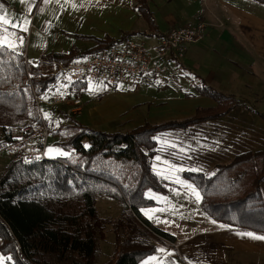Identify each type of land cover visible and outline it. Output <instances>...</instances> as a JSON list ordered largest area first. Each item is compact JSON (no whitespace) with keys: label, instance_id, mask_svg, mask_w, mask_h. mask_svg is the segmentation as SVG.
Returning <instances> with one entry per match:
<instances>
[{"label":"trees","instance_id":"trees-1","mask_svg":"<svg viewBox=\"0 0 264 264\" xmlns=\"http://www.w3.org/2000/svg\"><path fill=\"white\" fill-rule=\"evenodd\" d=\"M135 2L155 28L149 0ZM114 40L106 36L84 51L44 53L35 64H26L24 54L13 48H0L2 139L10 136L13 125L39 116L34 93L44 94L57 79L48 73L53 61L67 63ZM197 80V93L214 99L216 106L199 107L184 119L147 121L129 131L96 129L71 117L52 127V135L67 155L32 164L10 160L0 174V253L11 257L10 264H95L98 235L103 237L104 225L111 222L99 215L100 195L116 198L123 205L121 216L111 222L115 248L107 264H139L157 249L150 237L173 240V234L155 226L143 213L158 204L150 193L168 190L153 169L156 136L218 119L238 106L264 121V112ZM182 176L200 190L201 206L212 218L264 234V148L241 152L216 164L213 172L189 170Z\"/></svg>","mask_w":264,"mask_h":264},{"label":"crops","instance_id":"crops-1","mask_svg":"<svg viewBox=\"0 0 264 264\" xmlns=\"http://www.w3.org/2000/svg\"><path fill=\"white\" fill-rule=\"evenodd\" d=\"M149 3L156 22L155 28L150 27L147 19L137 9L135 0H0V15H6L8 20L16 24H21L25 19L29 21L27 31L6 27L8 42L14 43V49L23 53L34 64L44 53L69 52L72 48L84 51L94 46L96 39L106 36L116 40L128 35L144 40L147 47L154 48L169 35L172 28L189 20L202 21L207 25L206 37L199 43L188 45L182 59H175L177 55L174 53L170 57L188 72L187 78L193 79L189 85L191 89L184 95L169 96L167 89L156 91L151 87H138L131 90L132 87L121 88L119 85L112 88L104 85L84 98L85 105L79 113H70L66 107L60 106L59 111L66 120L72 117L96 129L129 131L147 121L160 123L184 119L195 114L199 107H213L217 104L211 97L197 93V78L226 94L234 95L240 100L246 99L245 103L256 110L264 108V3L256 0H149ZM32 23L34 27L30 29ZM5 35L4 27L0 26V38ZM20 37L23 38L22 42ZM88 84L83 86V91ZM151 84L153 83H148L150 86ZM242 107L244 106L234 108L229 114L238 112ZM85 114L89 119L88 124L81 120ZM260 119L262 120L261 117ZM61 122L63 120L59 124ZM178 131L185 130L170 129L156 136L158 150L154 156L153 169L168 190L166 193L155 194L158 198L176 196L177 200H181L182 209L193 203L202 208L200 190L185 180L182 173L192 169L213 172L218 163L212 169L204 168L200 165V160L196 162L193 157L184 158L180 153L173 155L164 152L162 138L170 144L171 149L179 151L186 147L182 149L183 152L193 149L194 142L189 143V140H194L189 138L186 143L187 138ZM175 135L177 138L172 137ZM157 157L160 159L157 160ZM170 168L183 171L169 170ZM177 180L182 183H177ZM187 185L196 189L199 200ZM156 200L157 205L144 209V216L155 226L173 234V241L181 245L182 253L192 262L264 264V241L241 237L237 233L264 234L224 224L208 215L203 208L205 213H199L201 222L198 219L195 222L198 227L190 234L188 231L182 233L169 220L165 222L163 213L154 215L149 211L160 206V200ZM167 212L169 218L172 215L171 208ZM160 242L170 247L168 242L162 239ZM156 246L155 253L158 252L160 257L168 256L172 251L171 247H163L165 251L161 252L157 244Z\"/></svg>","mask_w":264,"mask_h":264},{"label":"rangeland","instance_id":"rangeland-1","mask_svg":"<svg viewBox=\"0 0 264 264\" xmlns=\"http://www.w3.org/2000/svg\"><path fill=\"white\" fill-rule=\"evenodd\" d=\"M32 27H34L33 23L32 25H30V29H33ZM183 56L184 54L182 56L177 55V57H179L180 59H182ZM188 75L189 74L187 71L181 69L173 59L169 58L163 62V71L162 74L158 76V80H155L156 84L152 82L153 84H151L150 86L143 83L142 85H140V88L151 87L156 91H163L167 89V94L169 96H181L184 95L186 91L191 89L189 85H191L192 83V78H187L189 77ZM103 86V84L90 82L87 86V89L83 91V97L85 98L91 95L96 88H102ZM120 87H132L131 90L137 89L129 84H120ZM67 88V82L58 81L49 93L43 95V100L46 101L40 103V109L42 114L49 121L51 127L59 125V122L62 120L63 122H61V124L67 123V120L59 111L61 105H49L47 101L50 100V97L54 93L62 95L68 93L69 91H67ZM241 101L246 102V99H243ZM248 102L251 105V102ZM245 108L242 107V109H240L238 112H233L225 117L223 116V118L220 117V119L218 120H212L207 123L201 124L200 126L198 125L189 127L187 129H184L185 131H178V133L184 135V137L187 138L186 143L189 138L194 140H189V143L194 142L192 150L187 149L183 152L182 149H185L186 147L180 148L179 151L171 149L170 144L164 141L165 138H162L161 144L164 146V152L173 155H177L180 153V156L184 158L193 157L196 162L200 160L199 163L204 168L212 169L216 163L228 161L230 158L240 152L248 149H262L264 147V123L258 115ZM81 111L82 109L80 111H77L76 113H79ZM261 111H264V108ZM82 118L81 120L84 123H86L87 120L89 121L86 114L83 115ZM2 137L3 131L0 128V140H2ZM172 137L177 138L176 135ZM57 140V137L53 135L51 136L48 150L51 148L53 149V151H48V155L50 157L65 156L59 155V153L55 151L57 149L60 152L68 154V151L63 149L62 146L57 142ZM10 160H12V158L6 152H0V174L2 173L5 166L10 162ZM150 195L154 198L156 197V199H159L161 204L157 208L149 209V211H151L154 215H160V213H163L162 215L165 216V222L169 220V223L175 228L182 230V233L188 231L187 233L190 234L191 232H193L194 228L198 227V224H195L196 219L201 222V215L199 213H205V211L201 207H196L194 203L189 207H183L182 209V206H180L181 200H177L176 196H159L158 198L157 194L155 193H150ZM168 207L171 208L172 215L174 217L170 215V217L167 218V210H169ZM97 209L100 216L108 218L111 220V222H113V220L121 216L123 206L121 201L116 198L107 195H100L97 200ZM111 222L105 224L103 227V233L105 235L103 237L100 236V234L98 235V247L95 257V264H107L112 252L114 251L115 233L114 224ZM149 241L157 244L159 250L164 248L167 249L169 247L166 244H162V242L157 240V238L155 237H150ZM168 244L172 248V251H174L175 253L171 251L168 256L160 257L157 252L142 259L140 264H196L189 258L185 257V255L182 253L181 245L179 243V250L173 247L170 243ZM8 257L10 256L0 253V258H3V264H10L11 259L8 260ZM153 257H155L156 259H152Z\"/></svg>","mask_w":264,"mask_h":264},{"label":"built area","instance_id":"built-area-1","mask_svg":"<svg viewBox=\"0 0 264 264\" xmlns=\"http://www.w3.org/2000/svg\"><path fill=\"white\" fill-rule=\"evenodd\" d=\"M206 26L202 21L189 20L172 28L169 35L154 48L147 47L144 40L126 35L67 63L55 60L48 73L55 74L57 79L44 94L49 93L58 81L67 82L69 92L64 95L54 93L47 102L53 106H64L68 112L76 113L84 107L83 86L77 88L78 83L95 82L111 87L129 84L135 88L143 83H152L162 74L163 62L173 53L182 56L188 45L199 43L205 38ZM24 60L26 64L29 62L25 55ZM44 94L34 93L39 116L28 117L24 122L13 125L10 136L0 140V152H6L12 159H19L25 164L53 158L48 155L52 127L40 110V103L46 101L43 100ZM158 237L179 250L175 241L162 235Z\"/></svg>","mask_w":264,"mask_h":264},{"label":"snow or ice","instance_id":"snow-or-ice-1","mask_svg":"<svg viewBox=\"0 0 264 264\" xmlns=\"http://www.w3.org/2000/svg\"><path fill=\"white\" fill-rule=\"evenodd\" d=\"M47 2V0H46ZM29 23V21L27 19H25L21 24H16L13 23L12 21L8 20L6 15H0V26L4 27V32H5V36H3L2 38H0V48H4V47H8V48H15V44L14 43H10L8 42V34H7V27L6 26H10L12 28H19L20 31H27V27L26 25ZM22 37H20V40L22 42ZM49 152H52L53 149H49ZM59 153V155H67L66 153L60 152L58 149L55 150ZM160 158L157 157V160H159ZM169 170H175V171H183V169H174V168H170ZM192 171H198V169H192ZM177 183H182L181 181L177 180ZM187 187L191 188L192 192L195 194L197 200L200 199L199 193L196 191L195 188H193L191 185H187ZM151 218V217H150ZM213 223H215V221H213ZM221 227H226L224 225H221ZM238 236L241 237H247L253 240H261L264 241V236H260V235H256L252 232H238L237 233ZM159 251L163 252L165 251L164 249H160ZM8 260L11 259V257L7 258ZM152 259H156L155 257H153ZM0 264H3V258H0Z\"/></svg>","mask_w":264,"mask_h":264}]
</instances>
